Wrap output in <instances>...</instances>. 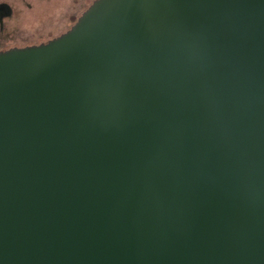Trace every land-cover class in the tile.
I'll list each match as a JSON object with an SVG mask.
<instances>
[{
  "label": "water",
  "instance_id": "1",
  "mask_svg": "<svg viewBox=\"0 0 264 264\" xmlns=\"http://www.w3.org/2000/svg\"><path fill=\"white\" fill-rule=\"evenodd\" d=\"M0 264H264V0H95L1 51Z\"/></svg>",
  "mask_w": 264,
  "mask_h": 264
},
{
  "label": "flooded vegetation",
  "instance_id": "2",
  "mask_svg": "<svg viewBox=\"0 0 264 264\" xmlns=\"http://www.w3.org/2000/svg\"><path fill=\"white\" fill-rule=\"evenodd\" d=\"M95 0H0V52L46 44L67 32Z\"/></svg>",
  "mask_w": 264,
  "mask_h": 264
}]
</instances>
